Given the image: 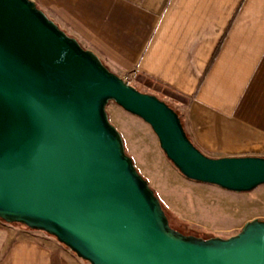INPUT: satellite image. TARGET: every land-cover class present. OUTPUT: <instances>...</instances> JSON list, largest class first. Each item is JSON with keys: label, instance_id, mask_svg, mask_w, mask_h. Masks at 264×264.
Returning <instances> with one entry per match:
<instances>
[{"label": "water", "instance_id": "95a60500", "mask_svg": "<svg viewBox=\"0 0 264 264\" xmlns=\"http://www.w3.org/2000/svg\"><path fill=\"white\" fill-rule=\"evenodd\" d=\"M147 124L185 179L232 193L264 185V157L210 158L178 114L109 71L31 0H0V222L42 232L87 264H264V220L230 238L172 229L109 123Z\"/></svg>", "mask_w": 264, "mask_h": 264}, {"label": "crops", "instance_id": "0c3cea01", "mask_svg": "<svg viewBox=\"0 0 264 264\" xmlns=\"http://www.w3.org/2000/svg\"><path fill=\"white\" fill-rule=\"evenodd\" d=\"M31 1L114 74L180 98L203 154L264 157V0ZM38 233L0 222V264H86Z\"/></svg>", "mask_w": 264, "mask_h": 264}, {"label": "rangeland", "instance_id": "374dc122", "mask_svg": "<svg viewBox=\"0 0 264 264\" xmlns=\"http://www.w3.org/2000/svg\"><path fill=\"white\" fill-rule=\"evenodd\" d=\"M56 25L67 36L74 38L69 30ZM77 42L83 49L92 51L84 43ZM130 85L166 103L180 115L183 124L185 113L180 106L183 104L180 98L162 92L151 82L132 79ZM106 112L109 123L122 138L126 155L158 198L172 229L203 240L213 237L227 239L237 235L246 223L254 219L264 220V185L248 193H232L216 186L189 181L166 159L147 124L114 103L108 104ZM10 226L28 230L18 224ZM37 235L59 244L45 233L39 232Z\"/></svg>", "mask_w": 264, "mask_h": 264}, {"label": "built area", "instance_id": "2783aa9c", "mask_svg": "<svg viewBox=\"0 0 264 264\" xmlns=\"http://www.w3.org/2000/svg\"><path fill=\"white\" fill-rule=\"evenodd\" d=\"M135 78V74H129V75H125L122 77V79L124 80V82H126L128 85H130V82L132 79Z\"/></svg>", "mask_w": 264, "mask_h": 264}, {"label": "trees", "instance_id": "16d2710c", "mask_svg": "<svg viewBox=\"0 0 264 264\" xmlns=\"http://www.w3.org/2000/svg\"><path fill=\"white\" fill-rule=\"evenodd\" d=\"M176 112V111H175ZM177 113V112H176ZM178 114V113H177ZM178 116H179V118H180V115L178 114ZM180 120H181V118H180ZM182 122V121H181ZM53 264H54V261H53Z\"/></svg>", "mask_w": 264, "mask_h": 264}]
</instances>
